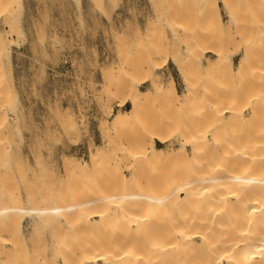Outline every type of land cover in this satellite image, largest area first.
Segmentation results:
<instances>
[{"label": "rangeland", "instance_id": "obj_1", "mask_svg": "<svg viewBox=\"0 0 264 264\" xmlns=\"http://www.w3.org/2000/svg\"><path fill=\"white\" fill-rule=\"evenodd\" d=\"M15 6L16 16L12 19L15 31L10 32V24L0 18V31L7 33L5 35L8 38L6 53L1 61L10 91V107L4 109V115L8 127H13L16 132L10 139L12 142L6 143L11 148L9 147L6 157L9 160L5 162L11 163L10 167H15L12 172L16 178L11 181L15 187L11 183L8 188L19 190L16 193L21 197V204L25 209L40 207L39 199L46 197L45 194H48L50 203L44 204L49 200L45 198L44 202L41 198L44 202L41 207L55 206L64 190H68L64 193L73 191L74 196L70 197L73 200L82 198L86 193L90 195L99 187L97 180L105 179L106 182L114 168H118L127 178L131 176L133 167L145 169L146 172L153 171L154 174L150 172L153 175L158 173L160 169H155L158 166H148V163L145 166L146 162L131 159L127 154L128 151L137 149V141L141 139L146 127L154 129L161 124L165 128V135L167 133L169 137L173 136L171 141H177L176 145L173 142L177 146L181 138L193 132L210 138L214 134L224 138L230 135L234 136L233 140L242 130L245 131L243 134H247L248 128L253 130L256 122L258 125L263 122L260 121L263 119L261 118L252 124L253 109L244 106L247 99H243L240 104L241 107L244 106V109L241 108L243 113H235L233 107L225 114L218 109L219 106L233 104L235 84L234 81H224L223 69L218 63L215 48L227 46L224 49L226 57L228 56L226 62L228 60L227 63L236 68L245 54L246 43L256 47L261 45L256 44L258 42L255 43V40L251 41L258 38L260 33L257 31L254 35L252 32L255 31H251L254 38L250 41L248 33L247 39L243 36L231 19L223 0H16ZM232 24L234 25L231 27ZM227 31L230 32L227 34ZM225 37L230 39L226 40ZM239 37L242 38L241 42ZM258 40L260 43L264 42L260 36ZM259 56L254 58L258 59L256 63L260 65L253 68L252 73L250 72L252 75L248 76L252 82L260 78L256 76L257 71L264 73V66L261 68L263 71L259 68L264 63V56ZM184 74L189 77V84L197 98L195 106L175 107L159 93L151 91L153 76L157 80L161 78L167 85L173 77L179 91H184ZM261 77L264 81V74ZM237 85L239 88V84ZM236 87L235 85L234 88ZM136 88L151 91L143 101L140 120L113 128L116 115L131 109L130 93ZM105 144L108 145L105 153L98 157L96 164H91L89 171L76 173L74 178L68 177L64 167L65 160L90 161L92 153ZM160 146L165 147L166 144ZM168 165L159 166L163 173L159 172L163 177L161 181L166 184L168 182L163 179L167 178V174L171 177V171L177 168L179 170L183 165L185 167L184 162L174 164L177 167ZM184 167L180 168L181 173L187 169ZM23 170L28 172L24 174ZM19 171L22 172L21 177L18 175ZM186 172L187 170L184 173L187 174ZM19 179H22L21 182ZM26 179L27 183L24 182ZM36 185L41 190L44 185L43 194ZM32 186L39 191H33ZM34 193L38 194H35V198L38 197L36 201L39 200V203L34 197L32 199L35 202H30ZM29 198L30 203L27 201ZM25 212H22L23 217L19 219L21 239L25 237L33 248L34 241L39 240L38 236L42 235V241L37 244L46 242V252L52 257L51 241L57 239L58 233L65 231L66 228L60 230L64 223L53 212L45 222L37 217L38 214L28 210ZM164 216L167 217V214ZM166 220L156 223L155 227L162 225L166 230L163 226L169 223ZM38 223H42L44 227L37 225ZM70 231L68 230L69 235L65 231L66 234L62 233V236L65 239L69 236L70 242L73 239L74 246L91 240L89 234L94 235L87 229L77 231L80 236L74 234L76 231Z\"/></svg>", "mask_w": 264, "mask_h": 264}, {"label": "bare ground", "instance_id": "obj_2", "mask_svg": "<svg viewBox=\"0 0 264 264\" xmlns=\"http://www.w3.org/2000/svg\"><path fill=\"white\" fill-rule=\"evenodd\" d=\"M15 3L16 0H0V18L10 24V26L8 25L10 32L15 31L16 28L12 23L13 17L16 16L14 13ZM223 3L230 13L231 19L237 24L246 39L247 33L250 41L257 31L263 35L257 33L261 40H264V34H262L264 33V0H223ZM252 30L255 31L252 32L253 35ZM229 32L227 31V34ZM5 34L7 35V33ZM5 34L0 31V264H264V81L261 79L264 73L257 71L261 76L256 74L260 78L254 79L253 82L251 77L248 78L249 75H252V69L260 65L256 63L258 59L254 57L260 55L259 57L262 58L264 56H261L264 51L261 50L264 48V42H259V36L251 41L255 40V43L258 42L256 44H261L260 47L246 43L245 54L242 55L236 68L231 63H227L228 60L226 62L228 56L226 57L224 49L227 46L225 48L220 46L214 50L219 58L218 63L223 69L224 81H234L237 86L234 88L235 85L232 83L234 85L233 104L228 103L223 107L219 106L218 109L225 114L233 107L232 110L235 113H243L241 108L244 109V106L247 105V108L253 109L252 124L263 118L260 120L263 122L259 125L256 122L253 127L249 126L253 130L248 128L247 134H243L245 131L242 130V133L239 132L241 136L238 134L239 136L236 135L233 140L231 139L234 136L230 135H227L231 137L230 139L226 138L227 136L224 138V136L215 134L210 138L193 132L183 139L181 138L178 145L174 146L177 141H171L173 136L171 138L167 133L165 135L164 126L159 124L160 127L154 129L146 127L141 139L137 141V149L128 151L127 154L130 158L146 162L145 166L147 163L148 166H158L155 169L159 168L160 171L161 167L165 165L173 164L175 167L184 162L185 167L184 165L182 167H187V169H183L184 172L187 170V174L181 173L180 168L182 167H179V170L173 168L171 177H168L167 174L169 180L166 177L163 179L168 182L166 184L161 181L163 173L160 171L161 174L156 172L153 175V171H150L152 174L149 171L147 173L145 169L133 167L131 176L127 178L120 173L118 168H114L110 174L111 177L106 182L105 179L97 180L99 187L92 194H88L89 197L84 196H88L86 193L82 198L73 200L70 198L74 196L73 191L69 190V193H64L68 192V190H64L61 194L63 196L60 195L58 198H62V200L57 199L56 205V201H54L55 206H47L50 199L47 198L48 194H45L46 197H40L42 200L44 199V202L45 198L49 201L44 203L41 198L39 200L41 204L43 202L47 205L41 207L40 204V207L25 209V206L23 207L21 204V197L16 193L19 190L12 188L15 185L11 182L16 178L12 172L15 167H10L11 163H6V160H9L6 158L9 153L8 149L11 148L6 143L11 141L10 139L16 132L13 127H8L4 115V109L10 107V91L1 63L8 44ZM228 38L224 39L228 40ZM242 38H240V42ZM226 42L229 41H224V43ZM255 48H259L258 52ZM258 53L260 54L258 55ZM262 65L264 66V63L261 64L260 69L263 68ZM178 67L181 68L179 65ZM255 73L256 71L253 72V75ZM183 77L186 87L182 92L179 91L173 77H170L171 80L167 85L160 80L161 78L158 77L159 80H157L154 76L151 77L153 83L151 91H156L175 107H193L197 98L189 84L187 74H184ZM237 84H239V88ZM151 91H143L140 88H136L134 92L131 91L129 103L132 107L124 113L116 115L113 128L122 124L137 123L141 118L143 101L148 98L147 95ZM228 91L230 93V90ZM243 99H247V104L243 103L245 105L241 107ZM169 142H171L170 146ZM159 144H166V146L162 147ZM107 147L108 145L105 144L93 152L90 161L65 160L64 167L68 177L73 176L72 178H74L76 173L89 171L91 166L98 162V157L105 153ZM18 166L23 165L19 164ZM24 169L27 170V168ZM18 170L22 171V169ZM27 172L23 170L24 174ZM21 173L18 174L20 177ZM150 174L153 176L150 177ZM12 176L13 178H11ZM19 180L21 182L22 179ZM72 180L70 181L72 182ZM25 181L27 183L28 180ZM11 183L12 187H10L15 189V192L8 188ZM33 183L35 184V181ZM163 183L166 185L163 186ZM18 187L17 189H19ZM32 188H34L33 191L41 190L40 186L38 189H35V186ZM43 190H41V194H43ZM35 194L30 198L34 197L36 201L38 197L35 198ZM30 198L27 199L28 203L35 202ZM39 200L36 202L39 203ZM34 204L36 205V203ZM27 206L30 207L29 204ZM24 210L38 214L37 217L39 216L42 222H45L48 215L53 212L60 217L62 224H65V227H63L64 224L63 226L60 224L61 231L66 228L67 234L68 230L76 231L74 234H77V231L87 229L90 231L89 233L95 235H93L95 239L92 234L90 236L87 232L89 238L92 237V241L88 239L85 240L86 242L83 241L84 243L80 242L74 246L73 239L70 242L69 236L66 239L62 236L66 234L65 231L58 235L54 233L57 235V239L54 241L52 239H55V236L51 237V245H53V248L49 247L52 248L51 257L50 253L46 252L48 251L45 246L46 242L41 243L46 249L40 243L37 244L42 241L40 237L42 235H36L39 238L37 241L31 239L35 242L32 243L33 248L29 244L31 242H26L25 237V240L21 239L22 227L19 219L21 216L23 217ZM166 214L167 217L164 216ZM37 217L36 221L39 218ZM164 219L169 221L166 223L167 226L163 225L166 230L161 227L162 225L156 226L158 227L156 228V223ZM40 224L42 225V223L37 225ZM45 228L47 227L45 226ZM105 230H109V232L107 231V233ZM101 232H103V236H101Z\"/></svg>", "mask_w": 264, "mask_h": 264}]
</instances>
